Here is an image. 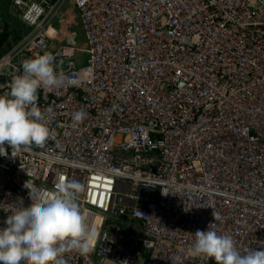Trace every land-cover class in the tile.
I'll list each match as a JSON object with an SVG mask.
<instances>
[{
	"label": "built area",
	"instance_id": "built-area-1",
	"mask_svg": "<svg viewBox=\"0 0 264 264\" xmlns=\"http://www.w3.org/2000/svg\"><path fill=\"white\" fill-rule=\"evenodd\" d=\"M8 1L29 31L0 56V94L45 53L64 83L38 92L46 145H4L0 227L31 206L28 180L52 190L63 174L86 185L96 229L66 264H215L192 251L208 227L264 250V0H71L87 49L50 31L69 0Z\"/></svg>",
	"mask_w": 264,
	"mask_h": 264
},
{
	"label": "clouds",
	"instance_id": "clouds-1",
	"mask_svg": "<svg viewBox=\"0 0 264 264\" xmlns=\"http://www.w3.org/2000/svg\"><path fill=\"white\" fill-rule=\"evenodd\" d=\"M54 60L51 53L25 59L9 91L0 94V156L8 155L5 144L12 150H23L42 147L49 141L47 123L53 118L52 110L45 114L40 109L38 92H52L63 85L64 75L57 71ZM86 117L87 113L80 110L73 113L72 120L81 123ZM24 186L32 203L27 208L22 201L14 204L15 211L4 221L6 226L0 227V264H66L69 252L90 254L96 229L80 204L86 185L61 174L52 190L37 188L29 180ZM193 235L194 255L215 264H264V250L242 252L230 235L210 227ZM179 261L180 257L171 258V264Z\"/></svg>",
	"mask_w": 264,
	"mask_h": 264
},
{
	"label": "rangeland",
	"instance_id": "rangeland-1",
	"mask_svg": "<svg viewBox=\"0 0 264 264\" xmlns=\"http://www.w3.org/2000/svg\"><path fill=\"white\" fill-rule=\"evenodd\" d=\"M62 11L65 16L64 19L55 20L51 26L52 28L50 31L54 35V39L59 41L60 38L61 41L65 44H74L78 48L87 49L86 42L82 36L78 13L71 0L63 5ZM13 18L17 19L14 16ZM14 19L9 20V22L16 23L17 21ZM57 32H59L60 34H58ZM11 45H9V47ZM84 58L85 55L81 53L78 54V62L80 63V65L83 64Z\"/></svg>",
	"mask_w": 264,
	"mask_h": 264
},
{
	"label": "crops",
	"instance_id": "crops-1",
	"mask_svg": "<svg viewBox=\"0 0 264 264\" xmlns=\"http://www.w3.org/2000/svg\"><path fill=\"white\" fill-rule=\"evenodd\" d=\"M13 19L14 18L10 14L9 10V1L0 0V35L8 32L10 33V35H8L4 40H0V54L5 53L7 50H9V45L14 44V35L12 33V30L16 25L14 22H9V20Z\"/></svg>",
	"mask_w": 264,
	"mask_h": 264
},
{
	"label": "trees",
	"instance_id": "trees-1",
	"mask_svg": "<svg viewBox=\"0 0 264 264\" xmlns=\"http://www.w3.org/2000/svg\"><path fill=\"white\" fill-rule=\"evenodd\" d=\"M17 21V20H16ZM15 27L12 30V33L14 35V43L20 41L29 31V28H27L26 26H24L22 23H20L19 21H17L15 23ZM8 35H10V33H5L0 35V40H4ZM3 53V52H2ZM1 55V54H0Z\"/></svg>",
	"mask_w": 264,
	"mask_h": 264
}]
</instances>
